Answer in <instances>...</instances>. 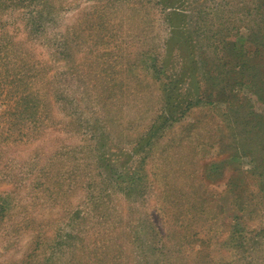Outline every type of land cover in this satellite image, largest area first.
I'll return each instance as SVG.
<instances>
[{
    "label": "rangeland",
    "instance_id": "rangeland-1",
    "mask_svg": "<svg viewBox=\"0 0 264 264\" xmlns=\"http://www.w3.org/2000/svg\"><path fill=\"white\" fill-rule=\"evenodd\" d=\"M0 264H264V0H0Z\"/></svg>",
    "mask_w": 264,
    "mask_h": 264
},
{
    "label": "trees",
    "instance_id": "trees-1",
    "mask_svg": "<svg viewBox=\"0 0 264 264\" xmlns=\"http://www.w3.org/2000/svg\"><path fill=\"white\" fill-rule=\"evenodd\" d=\"M241 65H239V60H238V56H237V62L236 61H234V63H229V67H228V69H227V73H228V76H230L232 73H231V69H234V68H238V67H240ZM241 85H242V83H240ZM223 89V88H222ZM222 89H221V92H222ZM210 96V98H212L213 96L212 95H209ZM213 102H215V100L214 101H212V102H210V103H208V104H212Z\"/></svg>",
    "mask_w": 264,
    "mask_h": 264
}]
</instances>
